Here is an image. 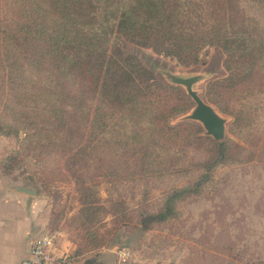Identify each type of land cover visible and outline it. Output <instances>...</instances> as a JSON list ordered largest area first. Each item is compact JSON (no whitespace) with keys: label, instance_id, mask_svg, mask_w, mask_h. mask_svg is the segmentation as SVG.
Instances as JSON below:
<instances>
[{"label":"trees","instance_id":"trees-1","mask_svg":"<svg viewBox=\"0 0 264 264\" xmlns=\"http://www.w3.org/2000/svg\"><path fill=\"white\" fill-rule=\"evenodd\" d=\"M118 42L184 65L197 63L205 47L217 48L227 76L210 84L237 96L222 112H245L249 98L264 102V0H0V135H24L12 161L58 157L79 184L81 209H99L89 201L94 186H84L99 152L116 159L105 169L96 165L99 174L126 177L128 149L133 161H150V144L172 131L166 121L181 111L171 98H184L175 87L141 82L150 73L123 57ZM140 120L148 141L136 130ZM213 145L217 156L205 173L170 192L165 210L139 215L141 229L164 224L176 198L209 181L228 151L224 141Z\"/></svg>","mask_w":264,"mask_h":264},{"label":"rangeland","instance_id":"rangeland-1","mask_svg":"<svg viewBox=\"0 0 264 264\" xmlns=\"http://www.w3.org/2000/svg\"><path fill=\"white\" fill-rule=\"evenodd\" d=\"M118 47L123 57H134L150 73L141 82L172 86L184 94L181 100L171 98L181 111L166 121L172 131L155 145L150 144V161H133L129 148L126 177L114 178L96 170V165L105 169L109 161L116 160L110 152H99L84 184L94 186L95 194L89 201L99 209H81L79 184L58 157L45 156L39 165L27 160L25 154L12 161L23 133L18 139L0 135V162L10 168L2 174L32 190L43 203L46 230L57 236L60 247L75 253L76 264H114L119 249L129 253L125 264H264L262 99L244 101L247 109L241 114L222 112L231 109L234 99L230 98L237 96L222 95L210 84L227 76L225 55L217 48L205 47L197 63L184 65L150 48L119 42ZM167 74L199 77L193 89L226 120L222 140L207 136L200 123L184 119L192 112L194 102L184 87L169 81ZM145 123L140 120L136 129L141 134ZM141 138L148 141L143 134ZM221 141L228 146L227 158L214 168L209 181L198 191L176 198L173 214L164 224L141 229L139 215L165 210L170 192L194 185L217 156L213 143Z\"/></svg>","mask_w":264,"mask_h":264},{"label":"crops","instance_id":"crops-1","mask_svg":"<svg viewBox=\"0 0 264 264\" xmlns=\"http://www.w3.org/2000/svg\"><path fill=\"white\" fill-rule=\"evenodd\" d=\"M19 188L26 187L12 183L0 171V264H22L29 258L31 241L49 234L41 213L43 203ZM54 249L58 254H72L57 241Z\"/></svg>","mask_w":264,"mask_h":264},{"label":"water","instance_id":"water-1","mask_svg":"<svg viewBox=\"0 0 264 264\" xmlns=\"http://www.w3.org/2000/svg\"><path fill=\"white\" fill-rule=\"evenodd\" d=\"M169 81L177 86H182L186 94L194 102V108L189 115L184 117L185 120L196 121L202 125L207 136L214 140H222L225 135L226 120L221 117L210 105L205 103L198 93L193 89V85L199 80L198 76L177 77L167 74ZM21 193L33 195V191L28 188H19Z\"/></svg>","mask_w":264,"mask_h":264},{"label":"built area","instance_id":"built-area-1","mask_svg":"<svg viewBox=\"0 0 264 264\" xmlns=\"http://www.w3.org/2000/svg\"><path fill=\"white\" fill-rule=\"evenodd\" d=\"M57 236L49 233L42 238L34 239L30 243L29 258L22 264H71L73 258L70 255L58 254L54 247ZM116 262L114 264H125L129 258L126 250L119 249L115 252Z\"/></svg>","mask_w":264,"mask_h":264}]
</instances>
